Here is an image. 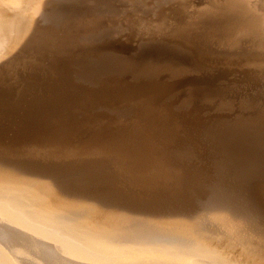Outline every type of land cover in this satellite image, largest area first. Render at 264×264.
<instances>
[{
	"label": "bare ground",
	"instance_id": "1",
	"mask_svg": "<svg viewBox=\"0 0 264 264\" xmlns=\"http://www.w3.org/2000/svg\"><path fill=\"white\" fill-rule=\"evenodd\" d=\"M4 1L5 0H2V4L0 3V9L2 10L1 16L5 15L4 8L6 4H8L9 8L11 5L15 8V5L18 6L21 2L22 4L24 3V1L20 0ZM50 1L53 0H49V2ZM58 1L59 0L55 1V3ZM111 1L94 0L90 6L94 8L93 10L96 9V11H117L120 4L116 7L115 1ZM68 2L70 3V0ZM68 2L66 1V4H68ZM80 2L82 1L80 0ZM80 2L79 0L77 3L75 1L78 6L75 10L74 8L76 6L73 7V9H69L72 8L70 6L72 5L71 3L69 4L70 7L68 9L66 7L65 9L63 2V8L59 4L60 7L56 6L57 8L52 9L51 12H46L49 9L45 10L37 6L35 8V13H41L44 20H61L63 17L70 14L71 17L79 16L80 18L83 12L91 8L90 6L88 9H86V6L85 8L82 5L79 6L78 3ZM226 2V5L229 7L228 10L227 8L226 10L229 12L226 11L223 13L226 17L230 16L229 20H232L230 21L232 22L231 24L234 22V24L239 26L238 30H242L243 32L241 34L245 35L246 33L244 37L249 39L247 36L249 30L246 31L245 28L248 25L255 24L259 21L258 19L261 20V17L263 18L264 0H226ZM52 3L54 4V2ZM9 10H11V8L7 11ZM162 16L161 18L166 15ZM79 18L75 17L74 21L79 20ZM90 18L91 17H87L85 20L83 19L84 22H87V25L90 23L94 24L93 20L95 18H91L92 20ZM5 19H8L9 22L5 26L3 24L0 25V74L1 72L6 73V70L10 72L11 69L9 70V67L15 69V61L13 62L8 54L9 52L15 51L19 53L17 52L20 48H18V46L23 45V47L26 48L33 46V37L35 36L41 42H52L58 39L54 37L53 31H41V29L39 31L41 27L37 22H32V24L29 25L28 20V22H26L25 20H21V18L19 21L9 17H5ZM104 21L105 20L102 22ZM109 21L106 20L105 24ZM226 24L229 26V23L226 22ZM236 25H233V27ZM75 26L77 25L75 24L74 27ZM89 26L91 28L92 25ZM77 28L79 27L77 26ZM84 28H86L85 25ZM98 28L100 29V27ZM105 28L107 29V26H105ZM106 29H104L105 32L103 31L100 33L107 34ZM223 29L221 33L218 31L220 29L217 30V33L214 29L213 33H208L210 38L213 40L215 39L217 45H224L231 49L232 47L236 48V46L239 48V44L246 43L245 41L240 43L237 42L238 40H246L243 39L242 35V40L238 39L239 37L234 38L235 41L238 39L236 41L238 45L234 46V41L232 42L230 39H233L234 32L236 33L237 31H230L228 27L227 29L229 32L227 29ZM72 30L71 33L75 31V28ZM93 30L92 28V31ZM95 30L98 32L97 36L99 34V37H102L98 29L95 28ZM95 30L94 32L96 33ZM250 30H252V28ZM5 31L14 32L13 40L9 39V37L5 38V36H7V34L5 35ZM230 32H233V34H230ZM92 33L93 32H91V34ZM95 33H93V35H96ZM74 34L76 33H73L72 36L75 37ZM238 34L239 31L237 35ZM241 34L239 36H241ZM11 35H13V33L10 34V36ZM198 35L199 34H197V36ZM206 35L203 34L202 36ZM109 36L111 35L109 34ZM62 40L63 38L60 41ZM160 40L159 42L162 41ZM163 41L164 43L162 44L159 42H157L159 44L154 43V46L148 48L149 52L145 51V55L148 53L146 56L150 59V63L145 59L146 64L143 65L144 61L142 62L143 66L148 65L145 67V71H147V68L149 72L151 69L156 71L158 67L160 68H158L159 70H161L162 67L168 69L167 67L170 68V63L172 64V62H170L171 59H175L181 62V64L189 65V67H194L190 55L184 51L185 48L182 49V47L178 46V44L176 45V43L172 45V43L167 44V41V43H165V40ZM63 42L65 41H62V44H65ZM247 42H249V40ZM149 43L151 44V42ZM145 48L147 49V47ZM137 49L138 48H136V51L139 52L141 47L139 50ZM132 52H134V49H132ZM32 53L34 54V52ZM134 53L137 55V52ZM131 55L128 56L124 54L119 59L117 57H114L115 59L111 58L110 60L112 61L105 64L101 62V65H104L101 68L103 70L102 72L110 71L111 69L135 68L137 66L135 61L138 59L134 60ZM214 59H217V57ZM33 60L34 63H36L35 59ZM7 62H13V64L11 65ZM197 63L198 61L196 64ZM233 63L235 64V62ZM242 64H244V62ZM22 66L24 68L23 64ZM178 68L179 69L174 68V70L179 72L180 67ZM195 68L197 69L199 67L195 65ZM83 69H85V67H83ZM80 70L82 69L80 68ZM78 71L79 70H77V73ZM13 72H15V70ZM9 75L11 76L12 74ZM8 78L10 79L9 76ZM4 85L6 86L7 84ZM195 92L199 93L198 91ZM143 100L145 101V99ZM143 100L141 101L143 102ZM190 100H192V98ZM148 103L150 102L143 104L148 105ZM43 107L45 108V106ZM68 107L69 105L66 109H68ZM61 108L62 107L59 109ZM46 109L47 108H45V110ZM55 109H58V107ZM38 110L39 109H37V113H40L41 109ZM160 112H162L161 109ZM58 113L60 112L58 111ZM150 113L153 114L154 112ZM19 114L22 115V113ZM25 114H27V112ZM168 114L169 113H167V115ZM34 115L36 116V113H34ZM38 115H40L39 118L34 119L32 117L33 120L22 121V123L20 121V123H16V121L13 122L11 119L3 118L4 116L1 117L2 115L0 116V264H264L263 258L262 262L257 260L260 257H258L257 254L256 257L252 256L253 250L255 251V249H253V247L249 249L253 246V242L257 243L255 245L257 248L264 245V226L259 220L263 213L260 214L257 208V202H255L251 194L252 180L259 174L256 171L257 167L259 165H264V128L251 129L249 127H244V125L233 124L232 122V124L216 123L214 125L212 124L213 126L199 128V131L193 133L198 129L192 130L188 125L189 123L186 121L188 124H186V122L185 124L190 127L187 128L183 124L185 120L181 121V119H176L177 121H175L174 118H172V121H168L165 125H162L163 121L162 123H157V119V122L152 121L150 124L148 123V127H150L149 133L147 137H142L146 131L144 128H146L145 125L147 120L143 128L141 124L144 122L142 123L141 121L140 124V120L138 119L139 125H136V127L133 126L135 129L131 127L132 129L129 128L130 130H127L128 128H125L127 125L125 127L120 126L126 129L123 130L121 128V132L118 131V129L108 130L107 128V131H105V129L103 131L101 130L102 133L98 138H95V143L85 144L86 146H84L83 143V146L79 147V145L77 147V145L73 146L76 143L74 144L73 142V145L71 144L72 142L69 141L71 139L68 140V131L65 129L67 126L64 128L60 127L56 115L55 118L54 115ZM64 115L62 113V116ZM146 116L148 115L146 114ZM153 117L151 119H155ZM59 118L61 117L59 116ZM159 120L161 119L159 118ZM154 121H156V119ZM72 123L76 124L75 121ZM73 124L71 125L73 126ZM69 126L70 125H68V127ZM75 128L76 127H72V129ZM113 128L115 129L116 126L114 125ZM68 130L71 129L68 128ZM73 132L75 133L76 129L75 131L73 130ZM73 132L71 133L73 134ZM72 134L70 136L76 135ZM72 138L75 141L74 137ZM93 139L92 137L91 141ZM80 142L82 143V141ZM175 142L184 144V148L177 150L176 157H174V154L172 160H167V150L171 152L172 148L169 149V146L171 144L174 145L173 143ZM197 152L207 155L215 166H218V169L215 170L214 173H212V170L211 172L209 171L210 173H202L200 169L197 170L195 166L191 168V165H186L187 163L183 165L180 158L193 157V154L195 155ZM114 155L116 156V158L114 157L115 159L119 158L121 161L119 168H117L118 174L121 175L122 180L113 176L115 174L117 175L116 171L108 173L103 171V163L111 161ZM84 171H87L85 173L88 175L85 174ZM216 175L218 178H216ZM69 176H71L72 179L69 180V178H71ZM90 179L94 180V183L91 182ZM104 179H111V181H105ZM86 180L93 183L92 186L94 184L96 185L97 181L102 185L103 183L101 182L104 180V185L106 186L107 184V186H104V188L103 185L101 187L99 184L101 189H98L99 185H96L97 188L94 186L96 190L94 187L90 189V184H88L90 185L88 188L86 183V187L79 186L83 185L82 182H86ZM71 181L74 182L76 186H72L74 183L71 184ZM183 190H187V192L191 191L198 197V205H194L193 207L194 211L196 210V218L188 216L187 218L183 216L181 218L180 216L182 213L179 218H163L165 215L163 212L166 211L168 207L166 210V207L162 210V208L157 207L158 204L156 203L182 194ZM260 196L256 201L262 200L263 205L264 194H262V198H260ZM190 199H192V197H190ZM178 203L183 204L179 201ZM160 204L161 203H159V206ZM169 210H171V208ZM174 210L176 209H173V211ZM179 210L182 212L181 209ZM251 212H253V214ZM174 213L175 212H173V215ZM247 216H250L253 223L249 221L250 219L248 220ZM223 236L229 238L228 240L226 239L229 248L230 246L234 247L236 245L238 247L240 245L241 249H247L250 246L248 249L252 250L251 253L246 254V251L249 252L248 250L242 251L239 249L241 250L240 254L243 256L242 257L239 255L238 251V254H234V252L232 254V251L229 252V249H223L221 246L220 248L222 250H219L220 248L216 245L221 238L224 239ZM215 239L219 240L216 242ZM212 240H214L216 244ZM222 242L226 243L224 240H222ZM261 248L264 249V247ZM260 250L259 252H261ZM263 252L264 251H262V253ZM260 254L261 253H259V255Z\"/></svg>",
	"mask_w": 264,
	"mask_h": 264
},
{
	"label": "rangeland",
	"instance_id": "2",
	"mask_svg": "<svg viewBox=\"0 0 264 264\" xmlns=\"http://www.w3.org/2000/svg\"><path fill=\"white\" fill-rule=\"evenodd\" d=\"M20 1H24V3L22 4L21 2V4H19L18 6L15 5V8L14 6L11 5L10 6L11 10L9 11L7 10L10 8L8 4H6V7L8 6L7 7L8 9L6 7L4 8L5 9L4 16H1L2 10L0 9L1 10L0 11V22H1L0 25L3 24L5 26L9 22L8 19H5V17H9V18H12L13 20H18V21L21 18V20H25L26 22L29 21V25L32 24V22H37L39 26L41 27L39 28V31L40 29L41 31H47V30L53 31V35H55L54 37L58 39H56V41L53 40L52 42H45V41L41 42L35 36L33 37L34 38L33 46L26 48V47H23L22 45V46H18V48L20 47L18 49L19 51L17 50V52L19 53H16V51L9 52L8 54L9 58L13 62L15 61L14 62L15 69H13L12 67H9V70L11 69L10 72L12 73L6 70L7 71L6 73L1 72L0 74V79H1L0 81V101H1L0 102V116L2 115L1 117L4 116L3 118L11 119L13 122L16 121V123H20V122L22 123V121L24 122L26 120L27 121L33 120L32 117L34 119L39 118L40 115L38 114H41V116L42 115H46V116L54 115V118L56 115V117H58V123H60V127L64 128L65 126H67V128L65 127V129L68 131V140L71 139L69 140L72 142L71 144L73 145V142H74V144L75 143L76 144L73 146L77 145V147L79 145H80L79 147H81L83 145L84 146L88 145V143L89 144L95 143L96 142L95 138H98V136H100V134L102 133L104 129L105 131H107V128L108 130L118 129V131L121 132V128L123 130H126L127 128H128L127 130H130L133 128V126L136 127V125H139V122L141 124V121L142 123L144 122L143 124H141L143 126L145 125L146 120H147V123L145 125L146 128H144V126L143 128L146 129L147 132L145 131L144 135L143 136L141 135L142 137H147L149 133L148 131L150 129V127H148L149 124L152 121L157 122V119H158L157 123H162L163 121L162 125H165V123H167L168 121L169 122L172 121L173 120L172 118H174L175 121H177L176 119L178 120L181 119V121L185 120L183 124L187 128L191 127L192 130L198 129L194 131L193 133L199 131L201 128L209 127L212 124L214 125L216 123H224V124L226 123L234 124L235 123L236 125L238 124L242 126L244 125V127H249L251 129L252 128H260V129L264 128V61H263L264 60V42H263L264 41V26H263L264 23H262L264 22V19H263L264 16L263 18L261 17V20L258 19L259 20L257 21L258 23L256 22L253 25H248L247 27L249 28L247 27L245 28L246 31L249 30L247 32V36L249 39H247V37L246 38L244 37L246 36V33L245 35L241 34L243 32L242 30L241 31L238 30L239 26L234 24V22L233 24H231L232 22L230 21L232 20H229L230 16L226 17L225 14L223 13V12H226L229 8L226 5L227 3L226 0H130V1L128 0H125V1L124 0H112L111 1L110 0L111 2L115 1L114 3L116 4V7H118L119 4L120 6L118 7L117 11H108V12H102L98 10L97 12L96 9L93 10L94 8H92V6L90 5H92L94 0L93 1L85 0V2L84 0H81L83 3L80 2L79 0L80 2L78 3L79 6L82 5L84 6V8L86 6V9H88L89 6L91 8L86 10V12H83L82 17L80 18L79 16H75V17L76 18L78 17L80 20L85 16L83 18L85 20V18L87 17L92 18L93 16H95L92 18V19L94 18L96 19V21L95 19L93 20L94 24L90 23L88 25L86 24L87 22L86 21L84 22L83 19H82L83 22L82 20L79 21L77 19H76L77 21H74L75 17L73 16L71 17L70 16L71 14L63 17L61 20L54 21L53 19L44 20L41 13H40L41 16L40 14L35 13V10H36L35 8L37 6L45 10L49 9L46 12H49V11L51 12L52 9L57 8L56 6L58 7H60V5L62 6L63 2H64L63 6H65V9L66 7L68 9L70 6L72 8H69V9H73V7L76 6L74 8L75 10L78 7L76 4L78 0H74V1L70 0V3L72 4L70 6H69L70 3L68 2L69 0H65V1L59 0L60 2L58 1L56 3L55 1L57 0H53L50 2L49 0L47 1L46 0H20ZM66 1L68 2V4H66ZM52 2H54V4ZM0 3L2 4V0H0ZM109 12H113V13H109ZM162 15L163 16L166 15V16L163 17ZM161 16L163 18H161ZM103 20L105 21L110 20V21L106 22L105 24V21L102 22ZM226 22L229 23V26L231 24L230 27H233V25H236L237 28L236 26H234L233 28H230L229 26H227L228 24H226ZM74 23L79 28H77V26L74 27L75 25ZM83 23L86 26V28H84ZM96 23L99 26H97ZM89 25H92L91 28ZM104 25L107 26V29L105 28ZM98 27H100V29ZM227 27L230 31H233V30L237 31L236 33L233 31L234 37L233 39H230L232 42L234 41L233 42L234 46L238 45V43H236L238 39L242 40V35H243V39H246V40H243V41L238 40L237 42L240 43V42L245 41L246 43L239 44L240 45L239 48L238 46H236V48L232 47L234 49L232 48L229 49L228 47L224 45H217V42L215 41V39L213 40L208 35L209 32L213 33V29L216 33H217V30L220 29L218 31L219 33H221L222 29L224 28L226 30ZM74 28H75V31L73 33H76L74 34L76 38L72 36L73 33H71L73 31L72 29ZM87 28L88 29L90 28L91 30L90 29L88 30ZM92 28L94 30L95 28L98 29L99 33L100 32L102 33L104 29H106V33L108 35L105 33L103 34L100 33L101 34L100 36L102 37H99V34L97 36V33H98L97 30H95L96 31L95 33L94 30L92 31ZM251 28L253 32L252 30H250ZM238 31H239V34L237 35ZM5 32H6L5 35L7 34L5 38L9 37V39L13 40L14 32H10V31L8 32L5 31ZM91 32L95 33L96 35H93V33L91 34ZM233 32H230V34H233ZM12 33L13 35L10 36V34ZM109 34L111 36H109ZM197 34H199L200 36L198 35L199 36L198 37ZM203 34L205 35L207 34L209 38L207 37V35L202 36ZM240 34L241 36H239ZM62 38H63L62 41H65L63 42L65 44H62V41H60ZM234 38H238V39L235 41ZM160 39L162 41L165 40V43L168 42L167 44L172 43V45L173 44L175 45L176 43V45L178 44V46L182 47V49L185 48L184 51L190 55L191 60L193 62L192 64H194V67L192 66L189 67V65L187 66V65L181 64V62L175 59L174 60L171 59L170 62H172V64L170 63V68L167 67L169 70L166 69V67H162L164 69L161 68L162 70L161 71L159 70L160 69L159 67H158L159 69L156 67L157 68L156 71L151 69L152 72L151 70L149 72L148 68H147V71H145L146 69L145 67L148 65H145V66L143 65L146 64V61L150 63V59L146 56L148 53L146 52L147 54L145 55V51H148L149 50L148 48H150L151 46H154L155 44L164 43V41L162 42ZM159 40L161 42H159ZM248 40L249 42H247ZM149 42H151V44ZM148 43L150 44V46ZM145 47H147V49ZM136 48H138L137 50L140 49L139 50L140 53L144 52L143 54L141 53V55L145 57H142L140 53L136 51ZM132 49H134V52H137L138 56L136 55V53L132 52ZM32 52H34V54ZM124 54L128 56L132 54L133 56L131 55V57L134 60L138 59L137 60L138 62L135 61L137 63L136 64L137 66L135 68H128V69L124 68V69H114V70L111 69L110 71L102 72L103 70L101 68L104 65H101V62H103V64L108 63L112 61L110 60L111 58L115 59L117 57L119 59ZM216 57L217 59H214ZM32 58L35 59L36 63H34V60ZM146 58L149 60H147ZM218 59L219 60L221 59L222 61L221 60L219 61ZM24 61L27 66L24 64ZM143 61L144 63L142 65ZM197 61L198 63L196 64ZM13 62L11 63L7 62V63L12 65ZM21 62L24 65V68ZM233 62H235V64ZM243 62L245 65L242 64ZM195 65H197V67H199L200 69L199 68L196 69ZM200 66H203L204 68ZM18 67H20L21 69ZM83 67H85V69H83ZM171 67H174L177 69H179L178 67H180V70L178 72V71H175L174 68H171ZM80 68L82 70H80ZM14 70L16 73L13 72ZM77 70H79L78 73H77ZM8 73L12 74L13 76L12 75L10 76ZM8 76L10 77V79L8 78ZM7 81L8 82L11 81V82L8 83ZM4 84H7V85L9 84V85L5 86ZM195 91H198L201 94L196 93ZM189 96L192 98V100H190L191 98ZM143 99H145V101ZM72 100H74L75 102ZM141 100H143V102ZM147 102H150V103H148V105H144V104H147ZM60 104L61 105L63 104V105L61 106ZM67 104L69 105L68 109H66V107L68 106ZM71 104L73 105V107ZM58 105L62 108L59 109L60 107ZM43 106L47 108L46 109L47 111L45 110ZM146 106L151 109L147 108ZM57 107L58 109H55ZM37 109L39 110L41 109L42 111L40 110V113L39 112L37 113ZM160 109L162 112H160ZM58 111L60 113H58ZM12 112L14 115L12 114ZM26 112L27 114H25ZM150 112L152 113L154 112V113L151 114ZM19 113H22V115ZM34 113H36V116L34 115ZM62 113L63 115L65 114V115H68L69 117L65 115L62 116ZM167 113L169 114L167 115ZM146 114L148 116H146ZM162 115L165 117H163ZM30 116H31V119H30ZM59 116L61 118H59ZM152 117L155 118L156 121H154L155 119H151ZM158 117L161 120H159ZM68 121H71V122H68ZM74 121L76 124L72 123ZM185 122L190 127L186 125ZM69 123L73 124V126ZM67 124L70 126L68 127ZM114 125L116 126L115 129L113 128ZM71 126L73 128L76 127L75 133L73 132V130L75 131V129H72ZM120 126H124V127L126 126L125 127L126 129ZM68 128L71 129L72 131L68 130ZM71 132H73V134H76V135H73ZM71 134L73 136H70ZM72 137H74L75 141L73 140ZM76 137L79 141L76 139ZM92 137L94 138L92 140L93 142L91 141ZM80 141H82V143ZM2 143H5V142H2ZM173 144L174 145L171 144L169 146V149L172 148L171 152L170 150H167L168 151L167 160H172V158L176 157L177 150H181L184 148V144L182 143L175 142ZM114 157L116 158V156L114 155L112 156L111 161H107L103 163L102 165L104 169L103 171L107 173L116 171L117 175L114 173L115 175L113 176H115L116 178H120V180H122L121 175L118 174V168L120 166L121 161L119 158L115 159ZM206 159L209 161H207ZM180 160L182 161L183 165H185L184 163H187L186 165L187 166L191 165V168L195 166V168L197 170L200 169V172L202 173H206L209 171L211 172V170L213 171L212 173H214V171L218 169V166H215V164L207 157V155L199 154L198 152L195 155L193 154V157L189 156L185 158H180ZM256 171L259 174L258 176L257 175L255 176L256 178L254 177L255 179L252 180L251 194L255 202H257L256 204H257V208L260 214L263 213L259 220L264 226V207H262L264 206V204L262 205V200L256 201L259 198L260 194H261L260 198H262V194H264V191H263L264 189V165H259ZM85 172L87 171H84V173ZM216 178H218L217 175H216ZM70 179H72V177L69 178V180ZM88 180H86V182H82L83 185H79V186L86 187L88 184L92 186V184L94 183L93 182L94 180L90 179V181L93 183L89 182ZM104 180L103 182H101L103 183L102 184L103 187L105 186ZM108 180L111 181V179H108ZM108 180L106 179L105 181H108ZM109 182H106V183H109ZM72 183L74 182L71 181V184ZM99 184L100 183L97 181L96 185L98 186ZM73 185L76 186L75 183L72 184V186ZM90 185H88L87 187L89 188ZM96 185L94 184L92 188L90 186V189H93L94 186L97 188ZM100 185L98 189L100 188ZM189 192L191 191L187 192V190H183L182 194H184L185 196L182 194H179L171 199H168V200L164 199L162 200L163 202L162 201L159 202L161 203L160 206H159V203H156L158 204L157 207L162 208V210H164L163 208L165 207H166L165 208L166 210L168 207V209L163 212V214H165L163 218L165 217L166 218L168 217L179 218L181 213H182V215L180 216L181 218L182 216L185 218H187V216L196 218V215H195L196 210L194 211L193 207L194 205L196 206L198 205L197 204L198 197H196L195 193H192V192L189 193ZM180 196L185 200H183ZM177 197L179 200L177 199ZM190 197H192V199H190ZM187 198L190 200H188ZM178 201L180 203L182 202L183 204H179ZM177 203H178V207H177ZM189 206L190 208L192 207L191 208L192 210L189 208ZM170 208L171 210H169ZM172 208L176 210L173 211ZM179 209H181L182 212ZM173 212H175L174 213L175 216L173 215ZM251 213L253 214V212ZM250 216L249 217L247 216V218L248 220L250 219L249 221H251V223H253V220L250 218ZM226 237L223 236L224 239L221 238L222 240L226 241V243L222 242L221 239H220L221 241L220 242L218 241L219 239L216 240L217 239L216 238L215 240L216 242L218 241L217 243L219 244V246L218 244L216 246L219 248L221 246V248L223 249H229V252L232 251L231 252L232 254L233 252L234 254H238L239 252L240 256H242L240 254L241 250L242 251L248 250L249 252L246 251V254L247 253L250 254L252 250H249V249H252L253 247L255 251L253 250L252 256L256 257V254H257L258 257L260 256L259 259L257 260L262 261V258L264 260V255H263L264 252L262 253L264 249L261 248V247H264V245L257 248L255 246L257 243L251 242L253 246L251 247L249 246L250 247V248L248 247L249 249L248 248L241 249L240 245L238 247L236 245L234 247L230 246L231 248L230 249L228 247L229 245L227 246L228 244L227 240L229 238L228 237L226 238ZM212 241L216 244L214 240ZM221 248L219 250H222ZM257 249L259 250L263 249V250H260L261 252H259V250ZM259 253H261L262 256L261 254L259 255Z\"/></svg>",
	"mask_w": 264,
	"mask_h": 264
}]
</instances>
